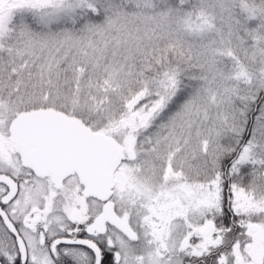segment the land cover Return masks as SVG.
<instances>
[{"label": "snow or ice", "instance_id": "snow-or-ice-1", "mask_svg": "<svg viewBox=\"0 0 264 264\" xmlns=\"http://www.w3.org/2000/svg\"><path fill=\"white\" fill-rule=\"evenodd\" d=\"M0 264H264V0H0Z\"/></svg>", "mask_w": 264, "mask_h": 264}]
</instances>
